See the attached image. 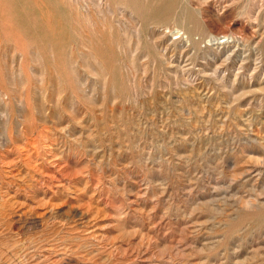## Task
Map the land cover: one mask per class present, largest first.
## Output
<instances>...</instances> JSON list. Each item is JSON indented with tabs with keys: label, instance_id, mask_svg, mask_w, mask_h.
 <instances>
[{
	"label": "rangeland",
	"instance_id": "374dc122",
	"mask_svg": "<svg viewBox=\"0 0 264 264\" xmlns=\"http://www.w3.org/2000/svg\"><path fill=\"white\" fill-rule=\"evenodd\" d=\"M0 264H264V0H0Z\"/></svg>",
	"mask_w": 264,
	"mask_h": 264
}]
</instances>
